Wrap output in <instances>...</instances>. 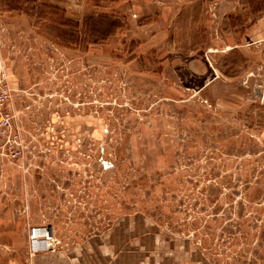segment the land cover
<instances>
[{
    "label": "rangeland",
    "instance_id": "rangeland-1",
    "mask_svg": "<svg viewBox=\"0 0 264 264\" xmlns=\"http://www.w3.org/2000/svg\"><path fill=\"white\" fill-rule=\"evenodd\" d=\"M263 35L264 0H0V264L122 225L264 264Z\"/></svg>",
    "mask_w": 264,
    "mask_h": 264
},
{
    "label": "crops",
    "instance_id": "crops-1",
    "mask_svg": "<svg viewBox=\"0 0 264 264\" xmlns=\"http://www.w3.org/2000/svg\"><path fill=\"white\" fill-rule=\"evenodd\" d=\"M259 98L264 112V90ZM259 133L264 141V126ZM128 226L122 225L105 238L91 239L67 252L30 254L11 264H201L185 252L182 241L138 235L137 228ZM131 232L134 236L126 237Z\"/></svg>",
    "mask_w": 264,
    "mask_h": 264
},
{
    "label": "built area",
    "instance_id": "built-area-1",
    "mask_svg": "<svg viewBox=\"0 0 264 264\" xmlns=\"http://www.w3.org/2000/svg\"><path fill=\"white\" fill-rule=\"evenodd\" d=\"M10 87L6 78L5 70L0 64V155L9 158H19L21 156L23 146L22 141L15 129L13 115L9 110ZM40 228L32 226L30 229L31 246L38 249L41 245L39 240ZM45 235L47 240L45 244L49 246L50 238L48 231Z\"/></svg>",
    "mask_w": 264,
    "mask_h": 264
}]
</instances>
